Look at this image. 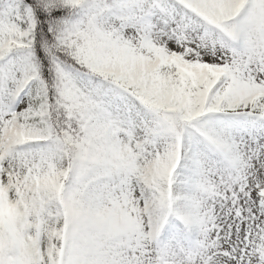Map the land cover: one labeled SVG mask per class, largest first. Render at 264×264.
Segmentation results:
<instances>
[{"label":"snow or ice","instance_id":"6c2138e0","mask_svg":"<svg viewBox=\"0 0 264 264\" xmlns=\"http://www.w3.org/2000/svg\"><path fill=\"white\" fill-rule=\"evenodd\" d=\"M0 264H264V0H0Z\"/></svg>","mask_w":264,"mask_h":264}]
</instances>
